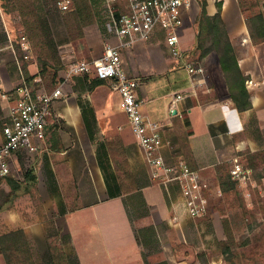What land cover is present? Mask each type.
<instances>
[{
	"label": "crops",
	"instance_id": "crops-1",
	"mask_svg": "<svg viewBox=\"0 0 264 264\" xmlns=\"http://www.w3.org/2000/svg\"><path fill=\"white\" fill-rule=\"evenodd\" d=\"M201 1L207 2L210 16L218 14L221 6V17L250 94L251 107L245 111L232 100L216 54L200 61L192 58ZM258 2V11L264 14V0ZM114 10L117 15L127 12V2L118 0ZM106 12L103 37L98 34L96 43L85 39L77 44L82 60H98L107 44L119 43L109 28L107 5ZM247 13L250 11L243 12L239 0H193L183 9L180 57L172 55L163 29H156L147 41L121 49L125 73L139 84L143 114L161 127L160 155L169 166L185 164L201 170L210 183L221 184L223 178L230 177L235 158L260 177L264 175V41L252 39ZM70 57L72 54L67 59ZM190 63L201 64L205 74L191 76L186 69ZM4 78H0L2 84ZM93 79L88 75L72 77L65 86L68 95L64 104L56 107L60 99L54 102L45 140L35 151L16 154L9 176L19 185L16 196L9 180L0 185L9 196L5 235L23 231L30 242H39L30 245L35 258L34 248L52 255L47 248L49 236L65 237L70 246L64 250L65 256L76 258L79 264H228L216 244L228 239L231 219L223 214L217 220L227 236H203L202 218L182 215L179 194L171 200L173 191L154 182V168L132 133L115 82L105 81L90 90ZM177 94L185 98L174 116L171 104ZM0 102L7 120L9 103ZM53 117L57 120L51 121ZM99 152L108 174L118 179V186L116 182L112 186L121 189L122 195L110 197ZM21 167L25 173L19 178L16 171ZM240 208L246 212L242 202ZM174 214L180 217L178 222L173 221ZM46 225L50 226L49 236L45 235ZM245 236L250 238L251 234Z\"/></svg>",
	"mask_w": 264,
	"mask_h": 264
},
{
	"label": "built area",
	"instance_id": "built-area-1",
	"mask_svg": "<svg viewBox=\"0 0 264 264\" xmlns=\"http://www.w3.org/2000/svg\"><path fill=\"white\" fill-rule=\"evenodd\" d=\"M117 1L105 0L110 19L109 28L119 43L107 44L102 58L72 63L64 83L51 92L43 89L44 82L40 76L34 77L30 84L22 81L11 90H4L0 86V99L9 103V116L3 126L4 141L0 145V182L12 175L16 154L21 150L35 151L39 143L45 140L54 102L64 95L63 85L72 77L88 75L115 82V89L121 96V108L128 117L132 133L154 168V182L168 190L177 188L180 196L178 206L182 215L204 218L210 211L211 195L223 197L225 191L220 184L214 186L205 180L201 170L185 164L167 165L160 155L163 143L161 127L143 114L137 94L139 84L125 73L121 60V49L149 40L156 29L167 32V45L172 55L180 57L179 30L184 24L183 9L190 6L193 0H125L128 10L120 15L114 10ZM58 6L62 11H70L71 0H61ZM8 39L9 44L5 50L9 55H17L25 61L31 59L32 44L26 35L18 38L17 46L11 35H8ZM186 69L191 76L204 75L206 71L199 63L187 64ZM184 98L182 94H177L173 99L171 113L174 116L178 115L177 105ZM230 179L241 197L249 224L263 226L264 175L258 176L255 169L243 163L240 158H235L232 160ZM179 219L178 214H174L173 221L178 222Z\"/></svg>",
	"mask_w": 264,
	"mask_h": 264
},
{
	"label": "rangeland",
	"instance_id": "rangeland-1",
	"mask_svg": "<svg viewBox=\"0 0 264 264\" xmlns=\"http://www.w3.org/2000/svg\"><path fill=\"white\" fill-rule=\"evenodd\" d=\"M60 1L61 0H0V78L2 75L5 76L3 80V84L5 85H3L1 81L0 85L5 86V89L11 90L20 85L22 82L21 67L22 71L23 69L26 70L24 74L28 73L30 76H42L44 80L43 89L51 92L64 83L70 65L83 59L78 54L77 44L85 39L88 42L96 43L98 34L103 37V30L105 29L107 21L105 17V14H107V4H105L106 2H104V0H90L88 7L84 4V0H71L70 11L76 8V3L82 10H88L85 12L84 19H82L79 24L71 20L68 26H65L62 13L58 6ZM241 4L246 12L250 11V13H247L249 18L261 13L258 11V0H242ZM8 35L12 36L15 46H17L16 41L21 35H26L29 38L32 44V57L29 62H19V64L17 62L18 59L21 60L19 56H14L13 54L9 55L6 52L5 49L9 44ZM212 53L216 54L215 52ZM70 54H72L73 57L67 59V56ZM193 55L192 53V58L194 60L200 61L199 55ZM216 56L219 59L217 54ZM87 60L91 59L89 58ZM69 61L71 63H69ZM55 80L61 81L56 84ZM65 86L66 84L63 85L64 95L60 101L55 104L56 107L58 105H63L65 97L68 95L65 92ZM78 91L81 93L80 87ZM4 107L7 108V104H4ZM3 115L0 117L1 127L6 121L5 114ZM55 120L57 119L53 117L51 121ZM24 171L23 167L16 171L19 178L21 175H24ZM224 179L226 178H223V180ZM211 184L214 186L218 185V183L212 182ZM0 185L2 184L0 183ZM7 188L10 190L8 186ZM170 189L173 193L170 194L169 199L174 200L177 198L176 194H179V192L175 187ZM8 198L7 191L0 186V239L5 235V231H7L6 229L8 228L6 225L9 218L6 210L9 203V200H7ZM66 199H68V197L65 195V200ZM241 202L242 200L237 188L236 190L230 189L224 192L223 197H217L215 194H212L210 211L206 217L202 218L201 222L203 224L202 235L227 236L222 223L220 225L219 222L217 225V220L220 217L223 218V214H227L232 221L231 232L233 239L231 241L227 239L221 243L218 242L216 247L218 245L219 250H223L229 245L232 249L236 250V252H241L242 254L235 259V261L240 264H264V235H262L264 229H259V226L249 224L246 218L247 213H242L241 208L239 209ZM216 216H218V218ZM244 216L245 220L243 219ZM45 229V235L49 236L51 234L50 226L46 225ZM247 232L251 234L250 238L245 236ZM15 238L17 239V236H15ZM34 241L35 240L32 239L30 242L26 236V245L19 251L10 250L9 247H7L8 243L3 245L0 240V264H79L76 258L65 256L64 250L70 248L65 237L56 235L49 236L47 239V248L52 255H43V250L34 248L36 258L33 256L30 245H39V242L34 243ZM14 248L19 249L16 247ZM28 249L31 254L30 257L26 255ZM258 251L262 253L257 256L256 253Z\"/></svg>",
	"mask_w": 264,
	"mask_h": 264
},
{
	"label": "trees",
	"instance_id": "trees-1",
	"mask_svg": "<svg viewBox=\"0 0 264 264\" xmlns=\"http://www.w3.org/2000/svg\"><path fill=\"white\" fill-rule=\"evenodd\" d=\"M89 2L90 0H84V4H86V7H88ZM241 3L242 0H239L241 10L243 12H246V10L242 7ZM200 6L201 9L197 19V27L199 33L197 39V47L193 51L194 54L193 56L199 55V59L201 60L212 52H215L218 55L220 64L222 66V69L225 73V76L229 84L230 96L234 101L236 107L240 111H245L251 107L250 94L246 88V77L242 74L240 70L237 54L232 46L229 35L225 28L224 21L221 17V6H219V12L215 16H210L208 14L206 1H201ZM87 10L88 9L82 10L77 3H76V8L74 10L71 11L60 10L63 16L62 18L64 19L65 26L66 25L68 26L71 20L79 24L81 20L84 19V15ZM246 24L249 29L250 35L255 42L264 41L263 13H258L257 15L251 18L247 17ZM26 62L29 61H25L24 59L21 58L20 63H26ZM20 71L22 75V81H25L28 84L32 82L34 77L40 76V75L30 76L28 73L24 74L26 70L23 69L22 71L21 67H20ZM40 77L42 78V76ZM60 81L61 80L59 81L55 80V83L58 84L60 83ZM104 83H105L104 80H101L99 78H94L93 80L90 81L89 89L93 90L97 86L103 85ZM2 115H3V111L1 109V102H0V117ZM90 134L92 136V133ZM99 161L101 167H103V170L105 172V179L107 181L110 197H116L122 195L123 193L121 189H118V187L116 186L115 188L112 186V183L115 184V182L117 185L118 179L108 174V170L105 167V163L100 159V152H99ZM30 172L33 173L32 170ZM8 180L12 184L13 196H16V192L18 190L19 185L17 184V182L13 181L10 177L5 178L3 181H8ZM120 181L122 182V179H120ZM221 186L225 192L229 191L230 189L236 190L235 183L231 181L230 177H226V179L224 180L222 179ZM15 236H17V239L15 238ZM232 239H233L232 233L231 231H229L228 240L231 241ZM0 240L1 243H3V245H5V243H8L7 247H9L10 250L20 251L22 250L21 248H23V246L26 245V236L23 231H16L10 234H6L2 236ZM13 246L19 249H15ZM222 251L226 257L225 259L228 264H236L234 258L236 256H239V254L235 253L229 245H227ZM26 255H28V257L31 256L29 249L26 252Z\"/></svg>",
	"mask_w": 264,
	"mask_h": 264
},
{
	"label": "water",
	"instance_id": "water-1",
	"mask_svg": "<svg viewBox=\"0 0 264 264\" xmlns=\"http://www.w3.org/2000/svg\"><path fill=\"white\" fill-rule=\"evenodd\" d=\"M176 112L174 111V114H175Z\"/></svg>",
	"mask_w": 264,
	"mask_h": 264
}]
</instances>
